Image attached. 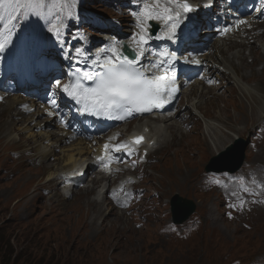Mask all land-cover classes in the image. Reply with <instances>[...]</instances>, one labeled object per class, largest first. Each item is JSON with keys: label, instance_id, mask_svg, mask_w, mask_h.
I'll list each match as a JSON object with an SVG mask.
<instances>
[{"label": "rangeland", "instance_id": "obj_1", "mask_svg": "<svg viewBox=\"0 0 264 264\" xmlns=\"http://www.w3.org/2000/svg\"><path fill=\"white\" fill-rule=\"evenodd\" d=\"M104 14L107 16L113 13L107 10ZM261 28L264 29L263 26ZM232 46L230 48L235 50L243 48L238 44ZM257 46L251 44L243 53L250 52L251 57L246 59V63L254 64L256 70L262 71L263 54L253 53ZM238 62L240 63L241 60L239 59ZM243 62L245 63L244 60ZM249 73L250 69L244 71L247 76ZM259 76L264 86V74ZM235 83L234 77H227L221 87H215L213 91L205 93L203 91L205 89L200 85L195 88L203 93L200 101H203L204 107L199 111L207 117L200 115L192 119L195 125L190 131L183 129L177 121H167L157 126L158 129H165V135L169 133L168 127H173L172 129L180 135V141L175 145L169 142L168 146L161 144L160 149L154 154L158 162L151 167L153 173L145 182L144 187L148 192L144 199L148 200L150 211L156 212V215L153 222L145 221L141 228H136L134 225L141 223L142 218L131 217L133 213L130 214V211L134 212L135 209L127 212L116 209L114 204L107 200L108 198L103 201L100 196H93L94 193L89 190L80 192L79 187L66 191V188L61 187L62 183L58 182L59 178L44 183L46 174L60 166L61 160L56 161L47 156L45 162L38 168L12 162L9 155L12 147L20 139L23 141L30 139L23 138L22 132L17 139L15 131L21 122H16L15 129L11 132L16 138L12 140L4 138V141L9 142L8 146H5L4 141L0 139V239L3 237L0 242V264H28L26 262L28 258L37 261L35 264H218L220 261L227 262L232 257H237L236 259L241 260L242 263L248 261L264 264V214L254 213L248 208L234 213L230 208L225 207L218 191L207 190L206 185L202 183V178L209 180L203 176L207 158L202 155L201 150L199 152L196 149L199 146H213L209 133L203 130L207 124L217 123L216 117L221 111L219 110L218 113L216 107L218 105L214 104L215 99L209 94L225 96V103L230 104L229 121H234L235 115H239L243 107L250 106V100L241 98L238 90L228 89ZM259 96L262 99V108L259 112L263 117L264 94ZM16 97L27 102L31 101L28 94H17ZM193 97L190 95L188 102L183 99L180 105H189ZM234 108L239 110L235 115ZM12 109L13 107L10 109L11 113L10 111L8 113L9 116L12 114ZM2 110L1 105L0 113ZM246 111L245 119L253 114H250L249 110ZM208 115L212 117L209 118ZM5 118L7 115H0L2 137H5V128L1 129L3 125L1 120ZM258 121L241 135L222 127L221 132L227 137H222L220 141L226 146L232 144L235 149L242 147L236 140L242 139L246 144L247 132ZM41 127H45L42 130L47 131L59 130L57 123L50 127L42 123ZM239 128L242 129L243 125ZM37 131L33 130L34 133ZM252 139L245 148L243 163L245 166L242 165L243 169L241 167L242 171L237 175L239 181L244 177L243 170L247 169L253 158L255 147L264 142V139L260 143L255 141L254 146ZM79 140L81 139L66 145ZM89 144L95 143L89 141ZM212 155L214 154L208 156ZM60 156L62 157L61 153ZM11 167L18 168V173L13 176L14 178L12 177L13 179H7L3 171ZM91 173L88 172L94 177ZM184 175L186 176L183 177ZM237 182L232 181L233 184ZM185 184L187 187L182 189ZM43 189L46 190V194H43ZM175 193L190 198L196 203L194 217L181 226L178 225L180 232L193 223L197 225L193 227L196 228L195 230L187 233L188 236L184 240L178 236L176 238L165 236L163 231V222L171 223L168 203ZM85 198L101 200L103 203L101 216L86 213L89 206L85 204ZM165 208H167L165 216H162ZM136 212H139V208ZM110 219L114 221L110 222ZM149 219L152 220V215H149Z\"/></svg>", "mask_w": 264, "mask_h": 264}, {"label": "snow or ice", "instance_id": "obj_2", "mask_svg": "<svg viewBox=\"0 0 264 264\" xmlns=\"http://www.w3.org/2000/svg\"><path fill=\"white\" fill-rule=\"evenodd\" d=\"M26 2L28 5L45 6L44 0ZM3 3L4 0H0V6ZM192 11L194 8L189 0H141L138 11L133 13L136 28L139 30L133 34L134 55L129 57L116 44L111 48L101 49L102 58L98 56L93 60V67L79 70L73 79L62 85L63 92L81 106V112L110 119L124 120L134 114L150 113L154 109L162 108L175 98L178 91L175 53L161 49L151 53L154 59L148 65H143L141 60L151 51L149 42L152 39H173L182 21ZM153 22L162 25V34L153 36L150 31ZM235 23L240 25L246 24L247 21L237 19ZM50 31L60 37L58 27L53 26ZM223 31L226 33L228 28ZM6 44V40H0V50H3ZM56 83L60 86L59 81ZM50 103L53 107L57 106L54 99ZM114 139L115 136L109 138L110 141ZM143 141V136H137L132 141L105 143L104 154L97 159L104 164L105 170L111 171L109 165L112 160L119 159L114 153L125 152L131 156L135 146Z\"/></svg>", "mask_w": 264, "mask_h": 264}, {"label": "bare ground", "instance_id": "obj_3", "mask_svg": "<svg viewBox=\"0 0 264 264\" xmlns=\"http://www.w3.org/2000/svg\"><path fill=\"white\" fill-rule=\"evenodd\" d=\"M254 44L261 45V47L264 49V40L262 41L261 39H259L255 41ZM214 45L216 49L213 56L220 57L218 55H221L222 56L221 58L223 59L226 58L223 61V64L226 66L227 70L232 69L235 73L234 78L236 79V83L234 84V86L228 87V89H230L231 91L236 89L240 93L241 98L250 100V106L243 107V110H241L240 112L239 110H235L234 108L233 114L235 115L236 112H239L240 114L235 115L234 121L232 120L229 121L228 115L230 112V104L225 103V96H215L214 98L215 99L214 104L218 105L216 106L218 108V113L219 110L221 111L217 116L219 117L220 125L224 128H227V126L229 125L231 131H237L238 134H241L242 130L238 129L237 125H243L245 121H247L244 118L247 112L246 110H249L250 114L253 113V111L256 108V105L259 104L260 102L258 93H260L261 90L264 91L262 81L259 78L260 77L259 75L264 74V69L260 72L252 71L251 75L247 76L244 74V70L251 68L249 65H246L243 62V60L246 59L247 56H243L240 50H236L235 54L237 55V59H240L241 62L239 64H234L233 62H230V60L228 59L227 57L228 52L225 51L224 48L220 49L219 48L220 45L217 42H215ZM257 52L263 54V59H264V53L261 52V50H258ZM211 57L212 56L210 55L203 56V58L207 60H210ZM251 79L257 81L255 87H249L247 85ZM208 91H213V89H207L205 93H207ZM197 93H200L199 96L196 95ZM190 95H193L194 97L191 99L189 104H191V106H193L195 110L199 111L202 107H204L203 101H200V97L203 95V93L199 92L194 88L190 94H184L182 99H184L185 97L189 98ZM4 96L5 95H0V100H2ZM21 101L23 100H21L19 97H11L8 98V100L6 99V102L3 105L2 103H0V107L1 105L3 106V110L1 111L0 115H7V118L1 120V123L3 124L1 129L5 128L4 131L5 137H2V134L0 133L1 141H4V138L6 137L8 140H12L16 138V136L11 135V132L13 131V129H15L16 122H21V125L16 127L17 130L15 131L17 133V139H19L18 135L21 132H22L21 136L23 138L25 137L30 138L28 141L26 140L23 141L22 139H20L21 141L18 145L27 148L26 150L20 152V160H21L20 163H23L32 168H38L45 162L47 156L52 157V159L56 161L61 160L62 162L60 166L54 168V171L51 170L46 174L45 181H49V179L59 176L60 172L62 171L71 170L77 166L80 167L83 165L86 166L90 165L89 159L92 154H94V156L96 155V153L99 150V145L94 147V145H90L89 142L83 141L82 139L77 141L76 143L66 145L67 143L63 142L65 137L60 135L62 132H64L61 129L57 131H47L39 128V130L37 129L38 130L37 133H34L32 130L38 128V126H40L42 123H45V125H47L48 127L53 126L54 123L51 119H46V118L42 120H37V118L40 117L41 114V111H39L37 108H35L34 111L29 115H23L22 113H17V114L12 113L11 116H9L8 113L10 109L15 105L20 104ZM221 103L223 104L220 106ZM186 109H189L188 105L185 107L184 110ZM185 113L188 114L189 112H185ZM204 115L207 116L206 114ZM167 121H164L162 123L148 122L146 126L150 129L152 127L154 129H157L156 127L157 125L166 123ZM32 122L34 124H32ZM172 128L173 127L171 128L168 127L169 133L165 136V139L167 140V142L171 143L172 145H175L179 143L180 135L178 134L177 131H175ZM154 129H151V132L153 133L154 137L158 141H160V144L164 143L165 139L161 138V131L159 130L158 132L155 133ZM205 130L209 133L213 142L212 143L213 146L209 147L206 145L205 147H201L200 148L201 153L203 155H208L210 152H212V150L218 151L222 149L225 143L223 141H220V139L222 137L226 138V136L223 133L218 132L216 128L211 124L206 125L203 132ZM26 132L27 135H25ZM4 143L5 146L9 145V142L7 140L4 141ZM57 148H58V152L55 153ZM27 152H31L32 156L31 157L25 156ZM60 153L62 154V157L60 156ZM30 163H34L36 166H31ZM12 171H17L18 173V168L13 167ZM6 175L10 176V173L6 172ZM186 175H184L183 177H185ZM247 175L250 177L253 183L250 198L253 200V202L264 204V143L256 148L253 158L249 164ZM90 182L95 183V180L90 179ZM186 187L187 184H185V187H183L182 189H185ZM91 192H93L94 195L100 196V194H98V188L96 189L92 188ZM223 193L225 196H234L235 189L232 185L227 184L223 187ZM85 199H86L85 204L89 206V210L86 213L90 212L101 216L103 213V208L101 207L103 203L101 202V200L98 201V199L96 198H92L91 199L92 201L89 200L88 198ZM262 213L264 214V212ZM109 214L110 212L108 213V215ZM109 221L113 222L114 220L110 219Z\"/></svg>", "mask_w": 264, "mask_h": 264}, {"label": "water", "instance_id": "obj_4", "mask_svg": "<svg viewBox=\"0 0 264 264\" xmlns=\"http://www.w3.org/2000/svg\"><path fill=\"white\" fill-rule=\"evenodd\" d=\"M223 155H230V151L226 152ZM242 159H243V154H242V150H240L236 154V159L235 160H236V165L237 164L238 165L235 168H233L231 166L224 165V166H219V167L212 168V170H214V171H223V170L234 171L240 166ZM209 168L210 167H208V169ZM182 209L185 210L186 216L188 217L194 211L195 205L190 200H186V199H183V198L179 197L178 195H175L172 198V212H173V217H174V221L175 222H179L180 221L177 218V213H178L179 210H182Z\"/></svg>", "mask_w": 264, "mask_h": 264}, {"label": "trees", "instance_id": "obj_5", "mask_svg": "<svg viewBox=\"0 0 264 264\" xmlns=\"http://www.w3.org/2000/svg\"><path fill=\"white\" fill-rule=\"evenodd\" d=\"M2 239H3V237H2ZM2 239H0V242H1ZM1 244H2V243H1ZM26 262H27L28 264H35L37 261H35L34 259H33V261H32L30 258H28V259L26 260Z\"/></svg>", "mask_w": 264, "mask_h": 264}]
</instances>
